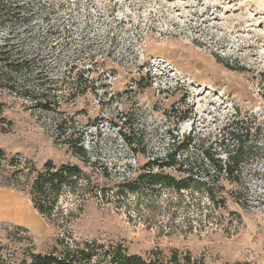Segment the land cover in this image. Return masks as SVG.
I'll return each mask as SVG.
<instances>
[{"label": "rangeland", "instance_id": "rangeland-1", "mask_svg": "<svg viewBox=\"0 0 264 264\" xmlns=\"http://www.w3.org/2000/svg\"><path fill=\"white\" fill-rule=\"evenodd\" d=\"M21 3L30 22L0 24V52L31 65L14 84L0 68V147L37 167L49 159L81 167L83 190L60 199V218L73 237L122 243L143 256L176 249L206 264H264V134L261 150L240 168L242 184L224 182L223 208L203 192L156 186L119 193L120 183L157 171L146 164L162 162L184 137L200 159L203 144L221 143L228 121L262 123L264 0ZM43 95L54 110L37 106ZM62 119L68 135H82L89 161L55 142ZM0 190L27 213L22 222L0 220V264L51 250L65 229L39 214L28 189Z\"/></svg>", "mask_w": 264, "mask_h": 264}, {"label": "trees", "instance_id": "trees-1", "mask_svg": "<svg viewBox=\"0 0 264 264\" xmlns=\"http://www.w3.org/2000/svg\"><path fill=\"white\" fill-rule=\"evenodd\" d=\"M24 8L25 5L21 3V0H0V24L10 23L13 29L28 24L30 17L24 13ZM10 40L7 39V41ZM30 65L31 61L23 56L11 55L6 51L0 52V68L8 83H13L24 75ZM71 75L72 73L68 78L72 80ZM75 78L81 81L83 74L79 73ZM11 88L13 89L14 86L12 85ZM24 95L33 98L36 96L31 91H25ZM42 97L36 99L40 100L37 106L54 110V104L48 96ZM55 104L59 106V103ZM62 114L60 111V115ZM183 119L184 117L181 120ZM65 124V119H62L55 142L64 143L74 155L89 161L88 152L82 143V135L79 134L77 137L68 135V129L63 126ZM263 124L264 120L262 123L260 121L254 124L252 121L244 118L237 119V117L228 121L219 134L221 143L205 146L202 142L203 157L200 159L191 156L193 139L189 136L184 137L183 140L178 141L174 150L166 154L162 162L154 160L146 164L147 168L156 165L157 171H145L135 179L120 183L119 193L138 195L147 192L149 188L155 191L156 186L172 188L177 192L184 190L203 192L215 207L223 208L226 204V198L222 195L226 190L224 182L235 187L242 184L240 168L261 150L258 141L264 134ZM61 137L64 138L60 139ZM226 140L233 142L226 144ZM180 154H185L183 160L178 159ZM222 154H225V160L221 157ZM164 168H170L182 175L177 176L175 173L166 172ZM86 179L84 172L77 164H56L49 159L39 168L31 159L21 155L8 156L0 147V187L28 189L32 204L39 214L54 222L60 229H65L58 234L51 250L32 252L22 259L20 264H206L203 259L195 258L189 252L181 253L176 249L168 256L161 252H152L143 256L129 252L122 243L104 244L74 238L60 218L64 212L60 206V199L65 191L75 193L83 190L81 181ZM231 194L238 198L235 192ZM233 264L252 263L235 262Z\"/></svg>", "mask_w": 264, "mask_h": 264}, {"label": "bare ground", "instance_id": "bare-ground-1", "mask_svg": "<svg viewBox=\"0 0 264 264\" xmlns=\"http://www.w3.org/2000/svg\"><path fill=\"white\" fill-rule=\"evenodd\" d=\"M0 215H6L7 218L13 219L14 221H24L27 219V213L21 205H10L3 202H0Z\"/></svg>", "mask_w": 264, "mask_h": 264}, {"label": "crops", "instance_id": "crops-1", "mask_svg": "<svg viewBox=\"0 0 264 264\" xmlns=\"http://www.w3.org/2000/svg\"><path fill=\"white\" fill-rule=\"evenodd\" d=\"M46 162V161H45ZM44 162V163H45ZM43 163V164H44ZM42 167V166H41ZM41 167H39V168H41ZM5 188V187H4ZM12 189V188H11ZM14 195H12V194H10L9 193V191H7V190H0V202L2 203H5V204H10V205H21V204H19V203H17L16 201H14ZM22 206V205H21ZM22 208H24L23 206H22ZM25 210V209H24ZM26 211V210H25ZM0 220H11V221H14L13 219H9V218H7L6 217V215L5 216H3V215H0ZM15 221H17V220H15ZM17 222H19V220L17 221ZM20 222H22V221H20Z\"/></svg>", "mask_w": 264, "mask_h": 264}]
</instances>
